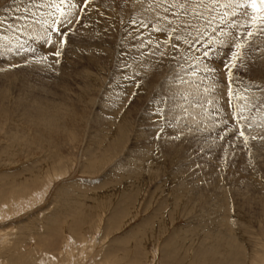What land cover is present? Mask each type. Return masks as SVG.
Segmentation results:
<instances>
[{
    "label": "rangeland",
    "instance_id": "rangeland-1",
    "mask_svg": "<svg viewBox=\"0 0 264 264\" xmlns=\"http://www.w3.org/2000/svg\"><path fill=\"white\" fill-rule=\"evenodd\" d=\"M5 7L15 4L0 0V21L19 31L0 24V35L11 37L0 41V205L21 189H28L24 198L47 189L0 220V264L264 262V140L245 147L232 126L219 60L222 83L208 98L228 113L224 139L219 118L199 107L174 109L167 124L153 116L169 69L153 72L158 57L148 53L165 37L141 29L154 43L139 55L126 32L130 18L152 20L162 11L154 0H95L83 25L63 38L59 57L31 16L16 21ZM252 45L240 73L256 98L264 38ZM247 114L246 135H264V114ZM40 115H53L51 126ZM229 234L240 250L220 243Z\"/></svg>",
    "mask_w": 264,
    "mask_h": 264
},
{
    "label": "snow or ice",
    "instance_id": "snow-or-ice-1",
    "mask_svg": "<svg viewBox=\"0 0 264 264\" xmlns=\"http://www.w3.org/2000/svg\"><path fill=\"white\" fill-rule=\"evenodd\" d=\"M12 3L15 8L5 7L4 12L16 21H27L31 16L45 34V43L50 48H56L53 55L59 57V45L66 42L63 38L73 30L74 24L83 25V14L95 0H28L27 3L25 0H12ZM154 3L162 11H158L152 20L130 18L126 35L134 41L130 50L135 49L139 55H145L143 50L151 48L154 43L152 33L164 34V40L155 41V47L148 53L158 57L153 72L161 71L164 67L169 69L161 85L162 91L153 102L152 114L157 122L163 120L169 123V114L176 108L187 113L188 105L199 107L214 120L219 118L224 129L220 138L224 139L229 131L228 113L220 105L219 98H208L216 95L215 85L222 83L219 79L221 67H217L219 60L227 77L228 105L232 109L234 122L232 126H239L238 136L243 137L245 147L249 146L250 140H264V135L250 136L245 132L252 128L247 113L255 111L264 114V85H254L261 97L252 98L248 95L252 86L244 83L240 73L244 67L245 50L253 46L255 39L264 38V0H154ZM34 8L36 11H33ZM41 9L48 11L40 12ZM76 9L80 15L76 14ZM97 12L100 16L104 15ZM14 13L23 14L17 16ZM6 21L7 18L0 21V24L6 25L4 30L13 33L19 31V28L13 27V23ZM148 28L152 29V33L146 39L141 29ZM41 38L37 36V39ZM10 40L8 35H0V41ZM0 47L6 45L0 44ZM19 47L26 50L22 44ZM126 78L132 79L139 87L134 77ZM184 85L190 86L192 91H180ZM175 119L179 120L180 117L176 116Z\"/></svg>",
    "mask_w": 264,
    "mask_h": 264
},
{
    "label": "bare ground",
    "instance_id": "bare-ground-1",
    "mask_svg": "<svg viewBox=\"0 0 264 264\" xmlns=\"http://www.w3.org/2000/svg\"><path fill=\"white\" fill-rule=\"evenodd\" d=\"M38 109V108H37ZM46 115V114H45ZM44 115V116H45ZM48 115V114H47ZM41 116V115H40ZM36 117H38V116H36ZM42 117V116H41ZM41 117H39V118H41ZM52 118H53V115H49V116H46V117H42V120H41V122H45L44 124H45V127H47V125L48 126H51V120H52ZM25 122V121H24ZM54 122V121H53ZM41 124V123H40ZM43 125V124H42ZM50 128V127H49ZM54 130V129H53ZM52 133V132H51ZM9 136V135H8ZM10 137V136H9ZM12 137V136H11ZM52 171H54V170H52ZM51 173V172H50ZM56 176V175H55ZM58 176V175H57ZM60 176V175H59ZM58 176V177H59ZM62 176V175H61ZM58 177H56V178H58ZM36 178V177H35ZM46 178H48L47 176H46ZM50 178V177H49ZM53 179V178H52ZM46 181V180H45ZM49 181V180H48ZM32 182V181H31ZM26 184V183H25ZM22 188V187H21ZM27 188V187H26ZM47 188H44L43 189V192L42 193H44V191L46 190ZM28 190V189H27ZM27 190H20V191H22V192H20V194L19 195H17L15 198H13V199H11V198H9V199H7V200H5L4 199V197L2 198V200H1V205H0V220L2 221V220H4V219H6V217H8V214L10 215V213L13 211L12 209H13V207H16V205L21 209V208H23V206H25V205H27L26 204V202H35L36 200H37V198H38V196L40 195H42V193L40 194V192H38V191H34L33 193H30V194H34V197L33 198H31L32 197V195H30L29 197L30 198H24L23 196H22V193L24 194V192L25 191H27ZM41 191V190H40ZM15 194V193H14ZM18 194V193H17ZM26 194H28L29 195V193H25V195ZM44 195V194H43ZM39 196V197H40ZM205 196V195H204ZM1 197H2V195H1ZM26 197H28V196H26ZM42 197V196H41ZM41 197H40V199H41ZM210 198V197H209ZM28 207V206H27ZM26 208V207H25ZM16 211V210H15ZM226 217V216H225ZM225 226H226V224H227V221H224V223H223ZM224 228V226H221V228ZM8 228V227H7ZM225 229V228H224ZM225 231H226V229H225ZM2 232V231H1ZM9 232V231H8ZM228 234V233H227ZM224 237V236H223ZM71 241V240H70ZM69 243V245L71 244V245H73V243L71 242H68ZM86 243V242H85ZM220 243L221 244H223L224 245V247H228V248H230V249H238V250H240L239 249V245H238V243H237V239H236V237L233 235V234H229V236L228 237H226V239L225 238H221L220 239ZM81 245H82V242H81ZM84 245V244H83ZM66 246V245H65ZM67 248H68V246H67ZM82 249H83V247H82ZM65 250V249H64ZM67 250H69V249H67ZM70 251V250H69ZM231 250H229V252H230ZM84 252V251H83ZM63 253V252H62ZM72 253H73V251H72ZM74 253H75V250H74ZM203 253V252H202ZM81 254H82V252H81ZM60 255H61V253H60ZM63 255V254H62ZM79 255V254H78ZM80 256V255H79ZM82 256V255H81ZM80 256V257H81ZM232 257V256H231ZM262 257V256H261ZM72 258V257H71ZM76 258H77V256H76ZM74 259V258H73ZM73 259H71V260H73ZM22 262V261H21ZM24 262V261H23ZM52 262V261H51ZM236 262V261H235ZM26 263V262H25ZM54 263V262H53ZM62 263V262H61ZM61 263H59V264H61ZM237 264H241V263H239V262H236ZM264 262H263V260L262 261H260V258H259V256H255V257H252V259H251V261H250V263L249 264H263ZM19 264H21V263H19ZM55 264V263H54Z\"/></svg>",
    "mask_w": 264,
    "mask_h": 264
}]
</instances>
